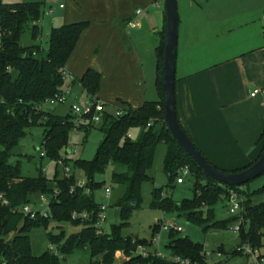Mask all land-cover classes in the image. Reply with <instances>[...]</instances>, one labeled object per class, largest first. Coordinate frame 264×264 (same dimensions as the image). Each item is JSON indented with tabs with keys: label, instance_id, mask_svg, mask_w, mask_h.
Wrapping results in <instances>:
<instances>
[{
	"label": "trees",
	"instance_id": "trees-1",
	"mask_svg": "<svg viewBox=\"0 0 264 264\" xmlns=\"http://www.w3.org/2000/svg\"><path fill=\"white\" fill-rule=\"evenodd\" d=\"M45 4L44 0L0 4V264H61V259L78 250H87L92 259H99L93 260L92 264H115V254L118 251L131 257L122 264H171L153 254L148 258L132 256L139 247L151 249L153 243L126 239L122 233L132 211L141 207L142 185L152 181L148 172L153 167L159 144L167 146L164 169L169 179L167 188H173V183L179 178V171L186 167L197 182L193 198L182 203H176L166 196L163 189H155L151 207L166 214H177L178 217L202 227L204 232L210 229L228 230L239 225L240 245L248 243L254 248H261L264 236V202L254 204L253 199L264 195V188L250 193L240 190V187H229L212 180L185 153L168 130L163 80L165 33L160 34L161 41L156 48L155 84L160 101L145 102L139 109L122 103L125 109L119 117L105 113L102 123L98 125L104 140L95 158L89 162L77 161L74 165L85 178L84 187L79 186V179L73 173L71 178L59 179L56 176L55 187L51 188L43 175V169L39 170L37 177H26L19 165L11 164L13 149L26 137V130L34 126L45 130L42 143L45 157L57 162L62 160L61 152L68 147L70 131L75 127L70 116L63 119L46 114L41 107L64 86L62 72L90 23L79 22L54 28L50 34L48 51L36 44L26 47L22 45V38L27 32L33 41H37L42 35L40 21ZM101 81L102 75L93 69H89L78 80L91 101H98ZM76 122L81 129L95 126L88 117L78 118ZM134 129L139 130L135 140L130 136ZM186 134L192 140L187 132ZM192 142L204 156L195 142ZM261 142L263 150L259 158L264 152V131L258 143ZM206 160L212 164L207 158ZM110 165L115 167L112 182L122 191L113 206L120 209L123 223L121 226H113L109 234H100L96 228L100 205L95 201L93 192L102 187L103 183H97L95 177L104 174ZM251 165L232 172L243 171ZM87 190L91 194H87ZM231 191L244 198L243 221L240 222V216L217 221L214 207L222 200L227 201ZM37 194L49 200L48 218L42 217L40 212L34 219L22 212L13 213V210H21L29 205L32 197ZM82 213H89V219L73 218L74 214ZM52 222L69 223L83 228L70 236L64 230L58 235L47 234L49 244L55 246L53 248L61 258L51 250L35 257L30 233L33 228L43 227L48 230ZM159 228L161 224L157 223L154 235ZM169 236L168 249L171 255L189 258L195 264H208L207 254L201 244L194 243L188 237L182 238L179 233L170 232ZM233 254L242 255L237 250Z\"/></svg>",
	"mask_w": 264,
	"mask_h": 264
},
{
	"label": "crops",
	"instance_id": "crops-1",
	"mask_svg": "<svg viewBox=\"0 0 264 264\" xmlns=\"http://www.w3.org/2000/svg\"><path fill=\"white\" fill-rule=\"evenodd\" d=\"M67 1L57 17L49 12L54 25L90 23L65 67L74 90H84L78 80L93 69L102 75L97 98L108 113L122 103L141 108L148 102L146 61L160 34L166 37L165 0ZM178 1V119L215 167L245 168L263 150L264 0Z\"/></svg>",
	"mask_w": 264,
	"mask_h": 264
},
{
	"label": "rangeland",
	"instance_id": "rangeland-1",
	"mask_svg": "<svg viewBox=\"0 0 264 264\" xmlns=\"http://www.w3.org/2000/svg\"><path fill=\"white\" fill-rule=\"evenodd\" d=\"M19 1L43 0H0V4L1 2L10 4ZM44 1H46V4L44 6V15L40 22V27L42 29L41 37L37 41H33L30 33L27 32L22 38V45L29 47L36 44L40 46L42 50L48 51L50 34L54 28L60 27V23H55L54 25L52 21L53 17L49 12L54 11V16L57 17L62 11L60 10V5L68 7L69 3L67 0ZM152 56H154L153 59L151 57V60L146 61L148 81L146 95L148 102L159 100V94L155 84L157 74L156 49L152 52ZM73 85L72 93L69 96H66L64 103H46L41 107V110L46 114H51L63 119H67L70 116L75 122V127L69 134L68 147L64 148L61 152L62 160L57 162L49 157L42 158L41 153L44 151L42 143L45 137V130L40 126H34L26 130V137L21 139L19 144L13 149L11 164L19 165L22 174L26 177H37L39 175V170L43 169V175L48 179L51 188L55 187L54 179L56 176H58L59 179L65 177L64 168L66 164H68L79 180L85 179L83 174L78 169L74 168V165L77 161H92L104 140V135L99 130L98 125L87 129H81L76 122L78 118L72 114L71 107L77 105L82 111H84L91 102V98L85 89L74 90ZM116 109H125V107L121 104L116 108H109V111L116 112ZM138 134L139 130L134 129L131 132V137L135 140L137 139ZM166 155L167 146L165 144H159L156 150L153 167L148 172L152 181H147L142 185L141 207L132 211L128 225L122 230L123 236L126 239L132 238L140 241H152L154 242V245L151 247L150 251H159L163 254L169 255L171 254L168 249L170 232L163 228V223L174 222L176 225L183 228V232L179 234L180 237H188L194 243L201 244L204 247V251L207 254L208 264H253V259L246 254H233V251L237 250L240 246L239 233L236 230L237 225L232 226L228 230L210 229L207 232H204L202 227L188 222L183 217H178L177 214H166L151 207L153 202V191L155 189H163L164 194L171 197L176 203L191 200L194 196L197 180L190 173L189 175L183 176L181 173L182 169L179 171V177H184V184H177L175 181L173 183V188H167L169 185V179L164 171ZM114 169L115 167L110 165L104 174L96 175L95 181L97 183H103V186L95 189L93 192L97 204L107 206V220L102 225L103 232L106 234L111 232L113 226H121L123 223L120 209L113 206L114 201L122 192L120 187L112 182ZM200 182L203 185L205 184L204 181ZM105 188L112 189L110 198L106 197ZM262 188H264V174L240 187V190L254 193ZM87 192L91 194L90 190H87ZM241 198L244 200L243 196H241ZM253 202L254 204L264 202V195L255 197ZM29 206L34 211L44 212L48 210V204L42 202L41 195L39 194L32 197ZM229 208L230 202L228 200L220 201L214 207L216 220L225 221L231 217H235L230 214ZM157 223H160L162 227L159 228L158 232L154 235V228ZM82 228L83 227L81 226L75 227L69 223L57 224L55 222L51 223L48 230L43 227L33 228L30 233L33 255L39 257L50 250V244L47 237L48 233L58 235L64 230L66 235L70 236L80 232ZM53 247L55 248V246ZM257 249L264 255V236L262 238V247ZM93 260L96 261L99 259H92L87 250H78L73 254L66 256L64 259H61V264H92Z\"/></svg>",
	"mask_w": 264,
	"mask_h": 264
},
{
	"label": "built area",
	"instance_id": "built-area-1",
	"mask_svg": "<svg viewBox=\"0 0 264 264\" xmlns=\"http://www.w3.org/2000/svg\"><path fill=\"white\" fill-rule=\"evenodd\" d=\"M140 12L141 11H138V14ZM131 25L133 27L137 26L136 23H131ZM62 75H63V80H64V86L47 103H55V102L64 103L66 96H69L72 93V83L75 81V77L70 72L66 71V69L63 70ZM258 93H259V91H255V93H253L252 96H255ZM71 112L77 118L81 119L82 117H88L91 123H93L94 125H99L102 123L103 117L107 111H106L105 105L98 100V101H91L88 104L87 109H85L84 111H82V109L79 106L73 105L71 107ZM123 112H124L123 109H118L116 111L115 115L118 117L122 116ZM150 126L151 125H149V127ZM41 156H42V158H44L46 156L45 151H43L41 153ZM64 171H65V177L66 178L72 177L73 171L68 165L65 166ZM181 173L183 176H186V175H189L190 172H189V169L186 167V168L182 169ZM183 183H184V177H179L177 179V184H183ZM78 184L80 187H84L86 184L85 179L79 180ZM87 194H89V193L87 192ZM105 194H106L107 198H110V196L112 194V189L105 188ZM0 199H1V196H0ZM41 200L43 203H46L49 206V200L45 196H41ZM228 201L230 202V208H229L230 214L232 216H240V222H242L243 221V216H242L243 200H242V198L236 192L231 191L229 198H228ZM106 211H107V206L100 205L99 211L97 213V223H96V228L98 229V232L100 234L103 233L102 225L107 220ZM18 212H22L25 215H30V217L32 219H34L36 217L38 212H40V215L44 218H48L50 216L49 209L44 211V212L34 211L30 208L29 205L24 206L21 210H17V209L13 210V213H18ZM89 217H90L89 213H82V214H74L73 215L74 219L88 220ZM161 227H162V225H161ZM239 227H240L239 225L236 226V230L238 232L240 229ZM163 228L169 232H175V233H179V234L183 232V228L176 225L174 222L163 223ZM152 243L154 245V242H152ZM50 250L53 251L57 256H59V254L55 251V249L51 245H50ZM237 251L239 253L246 254L247 256L251 257L253 259V264H264V255L257 248L252 247L248 243L240 245L237 248ZM152 254H153V256H155L157 258L169 261L171 264H195L189 258H184L181 256H173L171 254L166 255V254H163L159 251H150V249L148 247H144V246L139 247L138 250L136 252H134L132 256H135V257L136 256H142L143 258H148ZM219 256H220V254H219ZM130 259H131V257L128 256L123 251H118L115 254V264H122L124 262L129 261Z\"/></svg>",
	"mask_w": 264,
	"mask_h": 264
},
{
	"label": "water",
	"instance_id": "water-1",
	"mask_svg": "<svg viewBox=\"0 0 264 264\" xmlns=\"http://www.w3.org/2000/svg\"><path fill=\"white\" fill-rule=\"evenodd\" d=\"M167 29L164 50V93L165 122L178 145L212 180L229 187H242L264 174V152L247 169L240 172H226L207 162L181 127L176 109V58L178 51L180 14L178 0H165Z\"/></svg>",
	"mask_w": 264,
	"mask_h": 264
}]
</instances>
